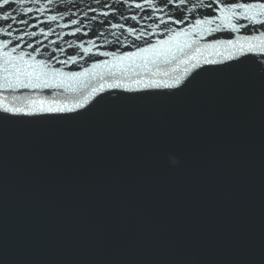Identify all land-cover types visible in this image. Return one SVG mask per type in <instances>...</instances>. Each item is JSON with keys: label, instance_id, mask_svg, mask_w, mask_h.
<instances>
[{"label": "water", "instance_id": "obj_1", "mask_svg": "<svg viewBox=\"0 0 264 264\" xmlns=\"http://www.w3.org/2000/svg\"><path fill=\"white\" fill-rule=\"evenodd\" d=\"M151 2L5 6L15 19L0 21L12 25L0 34L11 41L0 48V264H264V54L226 60L223 46L264 27L190 33L184 51L128 58L217 14L190 13L191 0L185 23L166 28L176 5ZM21 53L87 72L30 81L16 72ZM18 80L57 86H5ZM33 100L65 111L30 112Z\"/></svg>", "mask_w": 264, "mask_h": 264}, {"label": "snow or ice", "instance_id": "obj_2", "mask_svg": "<svg viewBox=\"0 0 264 264\" xmlns=\"http://www.w3.org/2000/svg\"><path fill=\"white\" fill-rule=\"evenodd\" d=\"M13 0H0V12L3 14L0 15V21H8L10 19H15L13 16V13L6 9L5 6L10 5ZM162 4H164L166 7L171 4L176 5V10L180 12V17L178 19L172 20L171 16H169V20H161L160 23L164 24L167 28V25L169 21L171 23L181 25L184 24L187 20V17L183 15V10L181 6H186L191 2V0H160ZM145 3L148 4L149 7H153L151 0H145ZM136 8H141L142 5L140 3H136L134 5ZM199 7H209L213 8V11L217 13L216 15H212L211 18H205V19H195V23L188 26L187 31H180L176 30L174 31L173 35L169 36L168 40H160L156 45H149L144 48H139L135 53H129L128 58L132 56H142L147 53L152 54H159V55H166V53L163 51L165 46L176 44L177 50L184 51V48H190L191 45L185 42L183 47H180L178 41L180 37H187L190 33H207L212 34L216 33L221 30H229L231 32H240L241 30H244L245 32H250L252 29H249V25L255 26L260 25L261 27H264V2H260V0H255V2H237V0H208V3L205 4L204 0H199L198 4H193L191 8L187 9L190 13H194L196 9ZM21 12H23V9H20ZM30 11V10H29ZM105 16L108 15V13H104ZM135 17H133L134 19ZM50 19L55 20L56 17L53 16ZM247 21L248 23H240V21ZM23 23H26V21H22ZM73 23H76L73 21ZM12 27L11 24L7 25V28L0 27V34L6 35L11 37L12 32L9 31ZM112 27H122L121 25H112ZM128 31L131 33L134 30L132 28H129ZM35 35V33H33ZM140 38V37H138ZM254 41H259V43H254ZM11 43L10 40H4L2 43H0V48L7 49L9 47V44ZM223 46L228 51V55L225 57V59H237L241 56H246L248 53L252 52H259L261 54H264V32L259 33L258 35H252V36H245L243 37V43H241L240 40H232L229 39L226 41V43H223ZM19 47V45H16L11 49L12 52L16 51V48ZM28 47H32L31 44L28 45ZM208 47H214L213 45H209ZM159 49V52H158ZM35 51H38V49H34ZM84 51L86 53H90L91 49L85 48ZM198 52L199 49H196ZM167 54H172L171 49L169 48V51ZM5 56H8L9 53L7 51L4 52ZM126 57H119L120 60L125 59ZM191 59H196L195 56L191 57ZM19 60L26 65L25 68H16V72L18 76H23L24 79L27 80H36L41 81V77H46L51 75L52 77L59 76H67L68 79H75L76 77L83 75L87 72V69H85V73H71V74H65L63 72H58L56 69H49L48 64L44 60H36L33 64H28L26 61H24V54L21 53ZM34 60V58H33ZM71 63H75V59L69 61ZM187 63V61H185ZM63 63V62H62ZM95 68L96 65H93ZM195 67V65H193ZM28 69H31L30 71ZM139 83V82H137ZM181 81L178 78L175 81V84H180ZM6 87H27L32 89H39V88H52L56 87L57 85L48 83L47 80H43L42 82H30L27 84H24L20 82L19 80L15 85L8 84L5 85ZM62 86V85H61ZM121 87V85H109V87ZM151 85H143V87H149ZM156 87H168L170 85L167 84H155ZM96 89H93V92H95ZM51 103H55V101H52ZM31 104L33 107L30 108V112H63L65 111L64 107H44L45 101L44 100H33L31 101ZM38 105V106H37ZM82 104H77L76 107H82ZM7 112H15L20 113L24 111L22 108H5L4 109Z\"/></svg>", "mask_w": 264, "mask_h": 264}]
</instances>
